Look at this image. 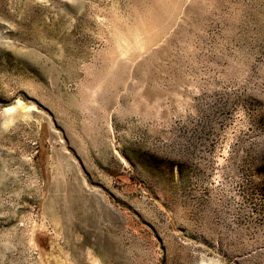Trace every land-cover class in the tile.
<instances>
[{"label":"rangeland","instance_id":"374dc122","mask_svg":"<svg viewBox=\"0 0 264 264\" xmlns=\"http://www.w3.org/2000/svg\"><path fill=\"white\" fill-rule=\"evenodd\" d=\"M264 264V0H0V264Z\"/></svg>","mask_w":264,"mask_h":264},{"label":"snow or ice","instance_id":"6c2138e0","mask_svg":"<svg viewBox=\"0 0 264 264\" xmlns=\"http://www.w3.org/2000/svg\"><path fill=\"white\" fill-rule=\"evenodd\" d=\"M37 2L39 3V2H41V0H37Z\"/></svg>","mask_w":264,"mask_h":264},{"label":"bare ground","instance_id":"6f19581e","mask_svg":"<svg viewBox=\"0 0 264 264\" xmlns=\"http://www.w3.org/2000/svg\"><path fill=\"white\" fill-rule=\"evenodd\" d=\"M95 264H97V262Z\"/></svg>","mask_w":264,"mask_h":264}]
</instances>
